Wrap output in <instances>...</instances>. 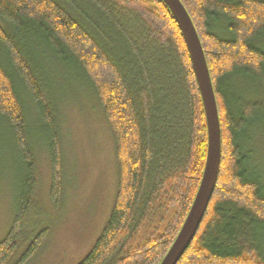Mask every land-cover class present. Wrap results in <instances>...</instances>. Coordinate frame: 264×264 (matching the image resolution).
Listing matches in <instances>:
<instances>
[{
	"label": "trees",
	"instance_id": "obj_1",
	"mask_svg": "<svg viewBox=\"0 0 264 264\" xmlns=\"http://www.w3.org/2000/svg\"><path fill=\"white\" fill-rule=\"evenodd\" d=\"M181 1L206 53L222 154L205 216L177 264H264V171L252 160L264 125V0ZM55 69L93 93L117 161L110 218L79 264H159L196 196L208 144L189 52L163 0H0V127L25 171L0 264H29L50 234L28 241L25 228L37 187L33 117L47 139L50 198L63 205Z\"/></svg>",
	"mask_w": 264,
	"mask_h": 264
},
{
	"label": "rangeland",
	"instance_id": "obj_2",
	"mask_svg": "<svg viewBox=\"0 0 264 264\" xmlns=\"http://www.w3.org/2000/svg\"><path fill=\"white\" fill-rule=\"evenodd\" d=\"M58 72L55 69L51 75L52 86L57 87L64 161L61 208L50 198L52 175L47 139L39 123H35L30 99L25 97L28 117H33L28 122L37 180L33 208L25 222L28 241L41 229L50 230L46 243L29 264L82 262L106 226L117 192L114 139L104 114L81 79H76L70 71L59 78ZM243 87L248 92L250 84ZM261 127L252 160L264 171V125ZM12 144L10 133L0 127V242L12 226L25 173ZM24 248L25 245L17 255Z\"/></svg>",
	"mask_w": 264,
	"mask_h": 264
},
{
	"label": "water",
	"instance_id": "obj_3",
	"mask_svg": "<svg viewBox=\"0 0 264 264\" xmlns=\"http://www.w3.org/2000/svg\"><path fill=\"white\" fill-rule=\"evenodd\" d=\"M175 17L185 40L207 124V156L202 179L185 221L159 264H177L193 241L215 190L222 154V133L217 97L206 53L196 26L181 0H163Z\"/></svg>",
	"mask_w": 264,
	"mask_h": 264
}]
</instances>
